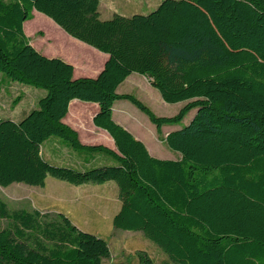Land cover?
<instances>
[{
  "label": "trees",
  "instance_id": "16d2710c",
  "mask_svg": "<svg viewBox=\"0 0 264 264\" xmlns=\"http://www.w3.org/2000/svg\"><path fill=\"white\" fill-rule=\"evenodd\" d=\"M99 0H0V77L46 92L21 121L0 120V187L43 188L47 177L74 186L115 182L116 230L141 232L172 264H264V0H162L147 15L99 19ZM33 11L108 55L95 78L36 51L24 33ZM150 76L177 114L158 117L118 86ZM21 100H13L16 105ZM73 100L96 104L95 127L113 140L84 145L63 123ZM128 101L179 154L162 160L113 120ZM187 123L180 125L193 112ZM103 158L84 169L45 160V144ZM111 162H109L108 160ZM0 264H102L105 239L38 210L10 211L0 200ZM142 264L151 260L138 253Z\"/></svg>",
  "mask_w": 264,
  "mask_h": 264
},
{
  "label": "crops",
  "instance_id": "0c3cea01",
  "mask_svg": "<svg viewBox=\"0 0 264 264\" xmlns=\"http://www.w3.org/2000/svg\"><path fill=\"white\" fill-rule=\"evenodd\" d=\"M161 1L162 0H127L124 1L126 4H123V1L121 2V0H104L106 5H110L111 10H109V6L102 7V0H99V19L103 21L109 20L114 15L123 17L147 15L152 12ZM35 13L36 11H33V15ZM25 24L26 23H24L23 26L25 35L28 37L32 33L35 37V43H31L28 38L32 47L45 57L59 58L65 63L72 65L73 77L75 79L97 77L108 60L107 54L72 38L51 19L43 14L40 16V23L37 29L44 27L49 28L53 34L50 39L49 35H45L43 32L35 31L36 29L27 33ZM56 45L58 46L56 47ZM150 87L152 86L150 85L149 78L132 73L118 86L116 91L118 94H130L132 92H139V94H141V91H145L144 93L152 95L156 98L155 92H152ZM122 88H125L127 91H123V93H121ZM73 107H78V109L75 108L73 111ZM97 111L98 107L96 104L73 100L69 104V110L66 117L63 119V123L77 132L78 138L82 144L91 145L95 142L103 143L105 144V147L115 151L113 140L109 137V135L104 130L95 127L93 124V117ZM126 112L125 108H119L115 116L114 104L112 113L113 120L129 131L137 140L141 141L151 156L162 160H170L157 156V154H161L162 156L165 151L163 149H158L157 153L156 146L134 130L131 122L127 120L128 116ZM188 115L183 120V123H187L191 119L193 113H189ZM163 128L166 129L162 135V141L164 142L166 135L173 129L178 128V126H163L160 131ZM42 155L45 160L54 165L72 166L81 169L104 161L100 156H95L94 158L85 157L83 155H78L63 146H43ZM179 157L180 156L178 154L174 160L179 159ZM111 182L113 181H109L101 185L88 184L92 186L77 196L80 198L78 202L74 200L76 193H74L75 189L72 187L74 185L69 186L71 184L52 177H47L43 188L34 187L36 190H33L32 193L36 197L40 198L41 193L39 192L43 191L42 196L45 197V203L39 204L40 208L55 209L57 214H63L67 217L70 216L73 209L78 208L80 209V213L85 216V221L86 219H92L93 215H97L102 216L104 218V222L107 223L108 220H113V217L119 212L121 207V202L118 198V188L117 186L115 188L112 184H109ZM96 186L103 187V189L94 188ZM104 186H107V188H104ZM96 223L99 224L98 222ZM75 226L79 229L77 225Z\"/></svg>",
  "mask_w": 264,
  "mask_h": 264
},
{
  "label": "rangeland",
  "instance_id": "374dc122",
  "mask_svg": "<svg viewBox=\"0 0 264 264\" xmlns=\"http://www.w3.org/2000/svg\"><path fill=\"white\" fill-rule=\"evenodd\" d=\"M122 1L123 4H126L124 1L127 0H121V2ZM104 6H109V10H111L110 5H106L104 0H102V7ZM40 16L41 14L36 12L33 15V19L26 22V31L27 33H30L36 29L35 31L43 32L45 35H49L50 39L53 34L49 28L44 27L37 29L40 23ZM28 38L30 39L31 43H35V37L32 35V33L28 36ZM57 46L58 45H56V47ZM150 90L155 92L156 98L152 95L144 93L145 91H141V94H139V92H132L130 94L141 101L153 112V114L158 117L174 116L184 105L182 102L176 104H167L161 100L158 92L154 88L150 87ZM121 91V93H123V91L127 90L122 88ZM45 94L46 92L42 89H37L35 87L22 85L19 83H12L0 77V120L8 119L14 122L21 121L30 111L38 108V101L40 98L44 97ZM17 96H20L21 100L16 105H13L12 102ZM75 108L78 109V107H73L72 110L74 111ZM119 108H125L127 111L126 114L128 116L127 120L131 122L134 130L144 136L148 141L152 142L154 146H156L157 153L158 149H163L165 151L162 156L161 154H157L158 157L174 160L175 157L178 156V153L170 150L166 146L165 142L162 141V135L166 131L165 128H163L161 131H157L147 116L140 112L128 101L122 100L115 103V116ZM191 113H194V111ZM180 125H183V122ZM97 144H102L105 146L103 143L96 142L92 143L91 145ZM44 146L57 145L54 143L45 144ZM108 161L111 162L110 160ZM101 165L106 164L97 163L93 164L91 167H100ZM109 184H112V186L116 188L114 182ZM90 186L92 185L83 184L80 186H72L75 189L74 193H78H75L74 200L78 202L80 198L77 196L82 194V192L87 190V188H90ZM107 186H104V188H107ZM94 188L103 189V187L97 186ZM33 190L36 189L24 184H12L6 188L0 187V200H2L7 205L10 211L26 210L31 212L38 209L42 214L49 216L50 218H54L57 214L55 209H45L43 207H39V204L45 203V197L42 196L43 191L39 192L41 193L39 198L32 193ZM68 218H70L71 222L77 225L81 231L91 233L107 241L110 248V258L104 260L103 264H142L139 261L138 253L145 254L151 260V264H172L168 260L167 256L154 243L146 239L141 232L116 230L113 228L111 220H108L107 223H105L104 218L97 215H93L92 219H86L85 221V216L80 213V209L78 208L73 209V212L70 214V216H68ZM7 226L8 221L5 219H0V230L5 229Z\"/></svg>",
  "mask_w": 264,
  "mask_h": 264
},
{
  "label": "water",
  "instance_id": "95a60500",
  "mask_svg": "<svg viewBox=\"0 0 264 264\" xmlns=\"http://www.w3.org/2000/svg\"><path fill=\"white\" fill-rule=\"evenodd\" d=\"M146 77L150 79V76H149V75H148V76H146Z\"/></svg>",
  "mask_w": 264,
  "mask_h": 264
}]
</instances>
